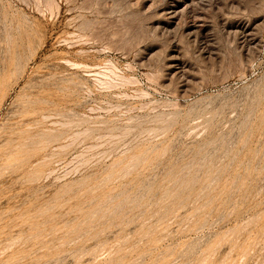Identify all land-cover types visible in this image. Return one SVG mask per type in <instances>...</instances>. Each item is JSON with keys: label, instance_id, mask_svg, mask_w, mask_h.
Listing matches in <instances>:
<instances>
[{"label": "rangeland", "instance_id": "374dc122", "mask_svg": "<svg viewBox=\"0 0 264 264\" xmlns=\"http://www.w3.org/2000/svg\"><path fill=\"white\" fill-rule=\"evenodd\" d=\"M0 264H264V0H0Z\"/></svg>", "mask_w": 264, "mask_h": 264}]
</instances>
